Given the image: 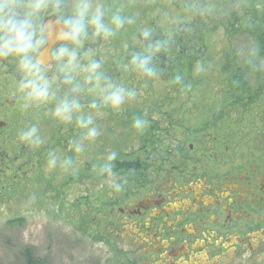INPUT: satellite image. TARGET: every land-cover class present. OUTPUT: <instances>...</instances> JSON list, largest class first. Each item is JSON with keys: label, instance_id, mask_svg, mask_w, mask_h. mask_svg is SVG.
<instances>
[{"label": "flooded vegetation", "instance_id": "af4514ba", "mask_svg": "<svg viewBox=\"0 0 264 264\" xmlns=\"http://www.w3.org/2000/svg\"><path fill=\"white\" fill-rule=\"evenodd\" d=\"M201 1L176 0L191 12H205L207 0ZM75 2L63 0L65 16L71 13ZM92 3L103 5L109 15L119 10L126 23L114 36L108 39L89 37L78 48L81 67L77 80L83 85L79 111L73 114L65 130L62 129L65 123L61 124L54 115L56 103L68 93V89L56 79L59 65L54 60V53L61 44H71L61 38V17L50 6L38 21L45 43L34 54V59L37 62V57H44L39 66L53 81L55 99L45 103L44 110L36 112L28 121L17 117L24 122L13 124V129L27 131L35 127L41 141L46 138L54 142L65 141L63 148H66V142L73 141L79 134L77 127L74 133L72 126H77L84 110H91L98 118L101 112L106 116L110 114L113 119L116 117L110 113L115 108L102 102L100 89L84 83L87 75L84 65L92 61L100 64L106 82L116 86L121 77L130 79L132 70L136 69L131 63L132 57L143 54L153 41L162 44L153 60L157 76L168 72L170 60L174 61L171 66L177 69L181 59L189 65L196 59L193 53L198 45L191 41L192 36L186 30H191L200 22L178 25L177 28H170L175 31L165 33L154 23L147 22L146 14L154 5L151 0H92ZM145 30L152 33L149 41L143 37ZM165 35L171 37L165 40ZM0 74H3L0 95L3 96V92L11 95L4 99L0 97L2 110L13 106L18 99V86L23 78L18 59L11 56L0 58ZM178 77L174 72L171 78L177 81ZM234 89L248 90L244 79L243 84ZM130 98L128 105L122 104L118 115L120 122L126 126L134 125L138 118L145 120L147 115L148 102L141 103L143 108L138 105L132 108ZM93 102L96 103L95 108L91 106ZM31 108L37 110V105L33 103ZM223 108L220 103L218 113L205 118L203 124L201 121V128L193 135L186 133L187 129L179 130L176 121L186 125L187 121L194 120L177 111L181 117L171 114L176 123L166 119L164 125L156 123L147 130L143 128L137 134L140 144L135 151L131 149V133L116 135L119 139H115V135H104L110 142H120L124 136V144L129 142L127 146L130 150H121L119 144L116 150L115 143L110 145L108 155L115 153L117 158H122L103 165L102 169L105 170L107 165L110 174L115 177L110 183L106 182L108 179L100 178L98 160L95 182L99 209L96 213L100 218L96 223L102 243L110 247L116 256H126L128 264H236L253 258L264 261V140L252 146L245 145L244 139L236 135L232 139H219L207 133V123L211 128L216 127ZM6 126L0 121V136ZM180 133L184 137L174 140ZM44 136L46 138H42ZM13 147L16 149L3 152L0 146V166L4 167L0 175L5 179L10 178L8 175L13 170L14 179H18L20 174L24 177L30 175L34 171V163L29 165L25 161L19 166L21 159L41 157L39 151L34 154L35 151L23 145ZM45 151L49 152V156L55 152L54 149L42 152ZM94 152H99V149ZM9 158L14 161H8ZM28 166L30 168L27 169ZM106 184L110 185L105 187L109 192L107 197L103 194L105 199L101 201L99 187Z\"/></svg>", "mask_w": 264, "mask_h": 264}, {"label": "rangeland", "instance_id": "374dc122", "mask_svg": "<svg viewBox=\"0 0 264 264\" xmlns=\"http://www.w3.org/2000/svg\"><path fill=\"white\" fill-rule=\"evenodd\" d=\"M151 1L154 5L146 14L147 22L154 23L165 33L175 31L170 28H177L178 25L200 23L186 30L198 48L193 53L196 59L190 65L188 62L184 65L180 60L181 64L175 71L179 76L177 81L171 78L169 71L161 76L144 77L133 69L130 79L121 77L116 83V86L135 93L130 98L132 108L133 105L143 108L141 103L148 102L144 117L147 125L144 128L147 130L156 123L164 125L166 119L172 123L173 116L182 113L194 121H187L185 125L178 120L177 127L181 131L187 129L186 133L193 135L201 128V121L203 124L205 118L218 113L216 111L221 103L225 108L218 115L220 122L214 128L207 123V133L219 139H232L236 135L244 139L245 145L261 143L264 140V57L258 52L254 32L259 25L264 0H207L208 10L204 8L205 12H191L176 0ZM169 37L171 35L164 36L165 40ZM235 73L245 76L242 78L248 90L234 89L237 86L232 79ZM20 84L14 105L0 110V121L7 125L0 136V146L3 152H8L15 148L14 145H23L35 151L34 154L39 151L41 157L21 159L19 166L25 161L29 165L34 163V171L26 177L20 174L18 179H14V170L8 175L10 178L0 175V264H28L29 257L38 264H128L126 256H116L99 239L95 173L99 160L100 178L108 179L107 183L115 180L114 175L102 169L104 164H110V145L115 143L116 150L117 144L123 151L130 150L127 146L129 142L124 144V136L131 133V149L135 151L140 144L137 134L141 130L120 122L118 115L122 105L110 112L116 116L114 119L110 114L106 116L101 112L98 118L91 110H84L82 117H91L89 127L98 131L94 139H86L88 129L76 123L77 126L72 128L75 133L77 127L79 134L73 141L66 142V148H63L65 141H49L46 136L42 137L46 138L45 141L40 140L39 145L31 146L21 138L26 130L13 129V124L24 122L17 117L26 121L33 118L36 112L44 110L45 103L26 100ZM2 94L0 97L3 99L11 96L8 92ZM127 102L128 98L124 103L128 105ZM33 103L37 105V110L29 109ZM59 122L65 123L62 129H67L68 122L61 119ZM106 134L115 135V139H119L116 135L124 136L120 142H110L106 140ZM183 137L180 133L174 140L179 141ZM77 144L82 146L79 152L76 151ZM42 149L55 150L52 156L57 158L56 167L48 166L52 156L49 152H42ZM96 149H99V155L94 152ZM8 161L14 159L9 158ZM65 161L70 163L65 165ZM3 168L0 166V170ZM108 186L99 187L101 201L105 199L104 193L106 197L108 195ZM236 264H264V261L253 258Z\"/></svg>", "mask_w": 264, "mask_h": 264}, {"label": "clouds", "instance_id": "9594fccd", "mask_svg": "<svg viewBox=\"0 0 264 264\" xmlns=\"http://www.w3.org/2000/svg\"><path fill=\"white\" fill-rule=\"evenodd\" d=\"M54 7L61 17L62 31L61 38L70 42L61 44L54 53V60L59 65L56 79L60 80L68 93L56 103L54 115L65 122H71L73 114L78 112L81 105L79 95L83 85L77 80L78 69L81 67L78 59V48L89 38L101 37L108 39L114 36L126 23V18L119 10L109 12L103 5L93 4L92 0H76L72 5L69 15L63 14V0H0V58L15 57L18 59L19 70L23 73L20 84L21 91L25 93V99L30 102L47 103L55 99L53 81L45 74L34 59V54L45 43V37L39 30L38 21L41 15L49 8ZM151 32L145 30L143 37L150 40ZM160 42H151L147 45L143 54L134 55L131 63L136 69L146 76L156 74L153 60L155 54L160 51ZM87 75L84 83L91 88H99L102 102L112 108H119L126 100L135 93L121 86H115L106 82L103 72L100 71V64L95 61L84 65ZM96 107V103L91 105ZM146 121L136 119L134 127L143 130ZM78 124L81 128L88 129L86 139L92 140L98 135L92 124V118H80ZM21 138L31 146L39 145L40 138L37 136V129L23 132ZM82 150L80 144L76 145V151ZM109 160H115L116 154L112 153ZM65 165L70 161H65ZM57 165V158L52 156L48 166L54 168ZM105 170L110 168L105 165Z\"/></svg>", "mask_w": 264, "mask_h": 264}, {"label": "trees", "instance_id": "16d2710c", "mask_svg": "<svg viewBox=\"0 0 264 264\" xmlns=\"http://www.w3.org/2000/svg\"><path fill=\"white\" fill-rule=\"evenodd\" d=\"M254 35H255V40L257 41V45H258V49H259V54L260 56H263L264 57V2H263V5H262V15L259 19V25L256 27L255 29V32H254ZM182 61L181 62H184L185 64L187 63L186 60H183L181 59ZM186 61V62H185ZM169 64H173L172 63V60L169 61ZM168 67V71L169 73L171 74V76L173 75V73L175 72V68L173 66ZM232 79L234 81H236L237 83H235L236 85L238 84H243V78L241 76V74H233L232 76ZM28 264H38L37 261H34L32 260V258H28Z\"/></svg>", "mask_w": 264, "mask_h": 264}, {"label": "water", "instance_id": "95a60500", "mask_svg": "<svg viewBox=\"0 0 264 264\" xmlns=\"http://www.w3.org/2000/svg\"><path fill=\"white\" fill-rule=\"evenodd\" d=\"M42 59H44V57H37V63L39 64L40 62L42 63Z\"/></svg>", "mask_w": 264, "mask_h": 264}]
</instances>
